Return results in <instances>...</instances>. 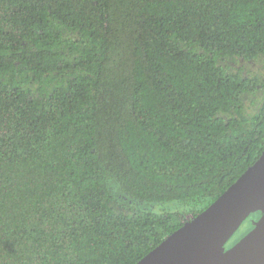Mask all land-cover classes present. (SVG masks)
I'll return each instance as SVG.
<instances>
[{
  "label": "trees",
  "instance_id": "1",
  "mask_svg": "<svg viewBox=\"0 0 264 264\" xmlns=\"http://www.w3.org/2000/svg\"><path fill=\"white\" fill-rule=\"evenodd\" d=\"M260 54L264 0H0V264H135L208 208L264 151Z\"/></svg>",
  "mask_w": 264,
  "mask_h": 264
},
{
  "label": "water",
  "instance_id": "2",
  "mask_svg": "<svg viewBox=\"0 0 264 264\" xmlns=\"http://www.w3.org/2000/svg\"><path fill=\"white\" fill-rule=\"evenodd\" d=\"M255 210H262L256 226L222 257ZM135 264H264V151L208 208Z\"/></svg>",
  "mask_w": 264,
  "mask_h": 264
},
{
  "label": "rangeland",
  "instance_id": "3",
  "mask_svg": "<svg viewBox=\"0 0 264 264\" xmlns=\"http://www.w3.org/2000/svg\"><path fill=\"white\" fill-rule=\"evenodd\" d=\"M228 62L230 63V65H231V67L233 69H237V67H240L243 64L246 67V71L247 72L251 70V72L252 73L254 72V74L261 75L258 72H262V70H264V68H263V66H264V54H260L257 57V59H255V60H246L245 59L243 61H239V60L229 59ZM262 75H264V72L262 73ZM163 207H164V204H161V205L160 204H156V206H154L152 209H154L156 211H159ZM125 212L129 213V210H126ZM253 224H254V220L253 219H252V221L250 219L246 220L244 222V224L238 229V232L234 235V237L232 239L236 238L237 236H239L243 232L248 231V229L252 228ZM231 240H230V242H231Z\"/></svg>",
  "mask_w": 264,
  "mask_h": 264
}]
</instances>
